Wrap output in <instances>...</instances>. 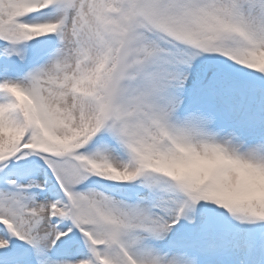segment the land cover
I'll list each match as a JSON object with an SVG mask.
<instances>
[{
	"label": "snow or ice",
	"instance_id": "snow-or-ice-1",
	"mask_svg": "<svg viewBox=\"0 0 264 264\" xmlns=\"http://www.w3.org/2000/svg\"><path fill=\"white\" fill-rule=\"evenodd\" d=\"M0 264H264V0H0Z\"/></svg>",
	"mask_w": 264,
	"mask_h": 264
}]
</instances>
